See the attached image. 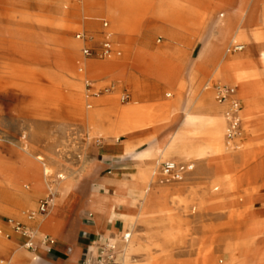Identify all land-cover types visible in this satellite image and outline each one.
Instances as JSON below:
<instances>
[{
	"label": "rangeland",
	"instance_id": "374dc122",
	"mask_svg": "<svg viewBox=\"0 0 264 264\" xmlns=\"http://www.w3.org/2000/svg\"><path fill=\"white\" fill-rule=\"evenodd\" d=\"M209 3L208 9L185 0H0V45L8 50L7 53H11L10 49L23 46H34L40 51L47 48L58 49L56 40L63 33L61 25L66 12H69L74 28L65 30L64 34L72 41L76 61L85 63L90 60H112L117 64L114 68L98 67L92 71L84 69V77L74 80L84 88V109L92 110L94 108L89 109L86 105L95 107L97 99L109 98L97 105L105 113L103 120L95 124H90L86 119L84 123L80 120L71 91L65 85L45 79L39 84L22 73L7 79L4 85L6 91L18 89V92L16 91L17 95L3 100L0 105V125L8 132V135H4L7 144H0V167L10 172L15 169L20 163L22 147L26 145L35 155L53 151L59 160L56 166L65 169L76 166L79 171L72 177L84 175L81 177L79 191L90 186L97 187L101 194L113 195L114 188L103 185L100 180V175L105 171L103 169L111 164L97 154V150L106 142L99 132L113 125V138L122 142L125 138L123 129L135 127L138 115L146 120L141 123L145 127L143 129L168 124L174 116V127L181 128V111L171 113L175 111L174 102L178 97L186 98L190 88L187 72L191 61L199 54L212 32V16L219 17L223 12V9L215 8L213 1ZM87 23H91L93 27L86 28ZM19 33L33 35V42L19 39ZM79 34H83L85 40L78 39ZM108 41L112 43L114 53L106 57L102 55V50L104 43ZM239 46L242 50H238ZM85 47L91 48L92 57L84 55ZM140 47H145L169 64V70L178 77V83L173 89L164 81L145 73L136 64L135 55L141 53ZM248 49L240 41L227 46L230 57L245 53ZM53 60L56 61L55 58ZM23 65L31 67L26 63ZM37 65L36 70L41 74L39 68L43 66L40 63ZM121 73L125 74V78ZM130 78L141 81L150 90L156 84L164 87L160 99L152 101L148 97H136ZM68 80H71L69 76ZM222 86L236 89V97L243 109L242 136L231 142L232 149L236 152L242 151L251 141H258L245 123L247 107L239 94L240 85L236 81L226 83L214 77L201 83L200 92L211 95L223 107L222 114L226 117L229 103L220 104L217 100V87ZM136 103L145 107L144 110H136ZM115 104L119 107L117 110L113 108ZM124 111L127 112L125 115L122 113ZM18 116L21 118L16 119ZM19 122L26 127L34 125L38 128L43 139L42 144H19ZM64 127L70 131L64 133ZM25 131L32 140L31 128ZM130 160L131 158H127L125 161ZM167 161L174 160L154 161L151 169L155 166L159 168ZM206 162H178L193 164L195 168L180 182L158 180V186L187 185L184 195L193 193L201 196L211 191L218 196L223 194L227 197L223 206L213 204L210 199L202 207L198 201L181 204L183 208L190 210L189 216L185 217V223L181 225L169 226L162 221L164 213L155 211L154 208L149 211L144 209L140 197L142 188L137 182L127 184L133 205L121 203L117 211L131 215L133 225L120 226L119 222L117 232L101 237V240H111L120 248L118 264H228L230 261H238L240 255L233 247L234 226L243 222L247 215V186L242 183L235 192L224 193L222 187L217 186V175L212 167H207ZM229 176L231 174L223 175L224 178ZM122 178L136 180L135 174L129 171H124ZM216 186L218 190H215ZM235 198L236 202L233 201ZM53 199V195L42 194L28 207L15 206L0 200V204L8 210V213L0 210V240L11 244L17 236L26 233L32 235V239L24 243L22 250L14 252V255L20 257L22 264H31L33 259L29 257V253L35 252L41 246L38 245L39 241L50 238L36 233V221L45 214L40 212L42 204H48V211ZM79 202L76 201L71 208L70 219L66 224L68 229L76 228L79 231L80 227L84 230V225L90 226L96 222L92 216L86 219L80 217ZM169 207L170 210L174 209L172 204ZM253 209L260 211L263 205L255 203ZM114 225L115 221L110 219L109 227ZM15 226H20L21 231L17 232ZM126 232L130 234L127 240ZM96 239L95 237V241ZM1 262L8 264L3 256H0V264Z\"/></svg>",
	"mask_w": 264,
	"mask_h": 264
},
{
	"label": "bare ground",
	"instance_id": "6f19581e",
	"mask_svg": "<svg viewBox=\"0 0 264 264\" xmlns=\"http://www.w3.org/2000/svg\"><path fill=\"white\" fill-rule=\"evenodd\" d=\"M185 1L208 9L209 2L213 1L215 8H221L223 12L219 14V17L212 16V32L199 54L191 61L187 72L190 88L186 98L178 97L174 102L175 111L171 113L181 111L182 126L174 127L173 122L176 116L172 115L174 117L168 124L143 129L145 127L141 123L146 120L138 115L135 127L123 129L125 138L122 142H117L113 138L115 134L113 125L100 131V135L106 140L103 144L105 153L131 158L130 163L123 169L102 166L105 171L100 175V180L103 185L114 188L113 195L101 194L97 187L90 188V186L79 191L81 177L84 175L72 177L79 171L76 166L66 169L56 166L59 160L53 151L35 155L26 145L22 147L20 163L15 169L10 172L0 167L1 201L28 207L42 194L54 196L49 210L36 221L38 225L36 233L41 237L50 236L46 240L48 244L55 245L62 241L82 242V228L79 227V231L76 228H66L71 208L78 200L81 208L80 217L84 218L85 212L96 220L95 235L98 232H104L108 236L117 232L121 224L132 227L133 217L117 211L121 203L133 205L131 194L126 188L129 183L137 182L142 188L140 197L144 209L149 211L154 208L155 211L164 213L162 221L169 226L185 223V217L189 216L190 210L183 208L181 206L183 203L198 201L202 207L210 199L213 200V204L223 206L227 199L223 194L218 196L207 191L201 196L193 193L184 195L187 185L158 186L156 175L158 168L155 166L151 169L154 161L205 160L207 167L209 169L212 167L217 175V186H221L224 193L235 192L242 183H246L247 186V215L243 222L234 226L233 247L240 258L228 264H264V31H262L264 0ZM71 17V13L66 12L61 25L63 33L56 40L58 49L47 48L40 51L34 46L29 48L23 46L10 49L9 54L8 50L0 45V105L3 100L17 95L16 91L18 92V89L6 91L4 85L7 79L22 73L39 84L45 79L65 85L71 91L74 105L77 107V115L83 123L84 119L90 124L103 120L105 112L97 105L109 98L97 99L95 107L87 104V108H94L92 110L84 109L82 94L84 88L74 80L84 77V69L92 71L98 67L114 68L117 64L112 60L101 62L90 60L85 63L76 61L72 41L64 34L65 30L74 28ZM85 26L93 27L91 23ZM18 35V38L24 41L33 42L34 40L33 35L24 33ZM237 41L249 47L248 51L233 57L228 56L227 46ZM139 52L141 53L135 55V62L145 73L164 81L172 89L177 85L178 77L169 70V64L160 60L145 47H140ZM53 58L56 59L55 62ZM23 63L31 67L28 68ZM38 63L43 66L39 68L41 74H38L36 70ZM120 75L125 78L124 73ZM68 76L71 80H68ZM214 77L226 83L236 81L240 85L239 94L247 107L245 123L258 141L257 143L251 141L242 151L236 152L232 149V143L228 139V120L222 114L223 107L218 105L211 95L200 92L201 83ZM129 81L134 86L135 96L139 99L151 95V90L141 81L132 78ZM168 96L171 95L168 94ZM113 108L117 110L119 107L115 104ZM143 108L145 107L138 106L136 110H144ZM122 113L125 115L127 112ZM20 118L21 116H18L16 119ZM28 128H31L32 140L25 131ZM66 128L64 127V133L70 131ZM19 131L21 133L18 139L19 144H42L43 139L34 125L26 127L24 123L19 122ZM4 135H8L7 129L0 125V144H7ZM145 143L148 145L143 147ZM124 171L133 172L136 180H123L122 172ZM225 174H231V176L224 178ZM50 179L54 180L50 181ZM217 186L215 190H218ZM233 201L236 202L237 198ZM255 203L263 205V209L254 211ZM170 204L174 209L170 210ZM0 210L8 213L7 208L1 204ZM110 219L115 221L112 228L108 227ZM119 222L120 226H117ZM126 235L129 239L130 234L126 232ZM31 239L32 235L26 233L15 237L11 244L0 240V256L5 257L8 264H22L20 257L14 255V252L22 250L24 243ZM29 257L33 259L31 264H38L40 251L36 249L35 252L29 253Z\"/></svg>",
	"mask_w": 264,
	"mask_h": 264
},
{
	"label": "built area",
	"instance_id": "2783aa9c",
	"mask_svg": "<svg viewBox=\"0 0 264 264\" xmlns=\"http://www.w3.org/2000/svg\"><path fill=\"white\" fill-rule=\"evenodd\" d=\"M107 26V24H106ZM78 39H84L83 34L77 35ZM238 50H242L239 46ZM84 55L92 57L93 51L91 48L85 47ZM114 53V49L111 42H105L102 50L103 56H111ZM217 100L220 104L229 103V109L226 113L228 120V139L230 142L238 139L242 136V107L239 100L236 97V89L228 87H217ZM195 166L190 163H178L175 161H167L163 163L156 172L158 180L168 182H180L183 181L186 175L194 170ZM47 203L42 204L40 212L46 213ZM17 232L21 231L20 226H15ZM128 236L125 235L127 240ZM120 248L116 243L111 240H103L98 247L96 254L88 258L83 264H118V257L120 254ZM1 264H4L1 262Z\"/></svg>",
	"mask_w": 264,
	"mask_h": 264
},
{
	"label": "crops",
	"instance_id": "0c3cea01",
	"mask_svg": "<svg viewBox=\"0 0 264 264\" xmlns=\"http://www.w3.org/2000/svg\"><path fill=\"white\" fill-rule=\"evenodd\" d=\"M180 84L181 83H179V86ZM179 86H177V88ZM163 90L164 87H161L158 84L153 85L151 88V95L148 98L152 101L159 100ZM103 149V146L99 148L97 150V154L101 155L104 159L109 160V164H111L108 165L109 167H117V169H123L125 165L129 164L131 161H125L127 158H129L128 156L123 157L105 153ZM123 174L124 172H122V175ZM87 217V213L84 212V219H86ZM95 225L96 223L90 226L84 225V230H82L81 243H78L77 241H62L55 245H50L47 243V241H39L38 245L41 246L37 248L40 251L38 264H83L88 258L96 254L98 246L103 241L101 240V237L106 236L104 232H98L95 235ZM118 225L119 223L117 224V226ZM95 237L97 238L96 241Z\"/></svg>",
	"mask_w": 264,
	"mask_h": 264
}]
</instances>
